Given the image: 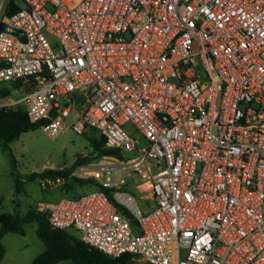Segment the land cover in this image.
Instances as JSON below:
<instances>
[{
	"label": "built area",
	"instance_id": "1",
	"mask_svg": "<svg viewBox=\"0 0 264 264\" xmlns=\"http://www.w3.org/2000/svg\"><path fill=\"white\" fill-rule=\"evenodd\" d=\"M0 80L49 136L75 111L122 154L71 172L100 188L38 203L53 227L152 264H264V0H0Z\"/></svg>",
	"mask_w": 264,
	"mask_h": 264
},
{
	"label": "rangeland",
	"instance_id": "2",
	"mask_svg": "<svg viewBox=\"0 0 264 264\" xmlns=\"http://www.w3.org/2000/svg\"><path fill=\"white\" fill-rule=\"evenodd\" d=\"M52 42L57 39L49 36ZM0 104L22 97L27 88L23 85L15 86L7 80H0ZM76 106L85 110L89 94L85 90L77 89L74 92ZM75 120V111L67 118L68 126L56 136H49L42 126L24 131L20 136L9 143L6 148L0 141V212L9 211L24 214L30 208L37 207L41 201L57 202L64 197H77L95 188L93 183L73 184V175L63 176L64 181L53 187H43L41 172L45 169H66L72 167L78 157L86 156L85 162H98L110 157H98L90 142V135H100L93 128L85 133L76 132L72 128ZM139 147L147 144V139L142 133H137ZM13 153V154H12ZM127 155L131 156V153ZM32 174H35L31 177ZM19 179V182L17 180ZM136 196L142 209L155 203L151 199L149 190L138 191L130 185L129 188H120ZM113 188L109 193L113 195ZM145 195L148 198H144ZM37 221L26 223V233H9L3 237L7 252L2 264H31L32 260L46 247L45 242L37 233ZM1 227V222H0ZM72 233L78 232L71 229ZM131 264H152L143 256L133 254ZM61 264H70L63 262Z\"/></svg>",
	"mask_w": 264,
	"mask_h": 264
},
{
	"label": "trees",
	"instance_id": "3",
	"mask_svg": "<svg viewBox=\"0 0 264 264\" xmlns=\"http://www.w3.org/2000/svg\"><path fill=\"white\" fill-rule=\"evenodd\" d=\"M18 8L19 5L14 4L12 11ZM14 85L20 86L21 84L14 83ZM6 91L4 89L0 92L5 94ZM41 125L42 121H31L27 112L21 107L0 106V141L3 142L6 148H9V143L17 139L22 132ZM89 139L98 157H122V154L116 148L105 146L103 136L92 134ZM87 159L86 156L78 157L72 167L66 169L48 168L42 171L41 175L68 176L77 165L87 161ZM34 175L32 174L31 177ZM17 182H19V179ZM72 182L80 185L93 183L95 185L94 189L101 187L99 182L92 177L73 176ZM104 189L109 193L111 192V188L104 187ZM31 221L38 222L37 233L46 244L45 249L32 260L31 264H61L63 262H70V264H131L130 260L133 254L124 253L113 256L92 247L86 244L78 234L67 229L53 227L49 221L47 211L39 210L37 207L28 209L24 214L9 211L0 212V264H2L7 251L3 242L4 235L7 232L25 234V225Z\"/></svg>",
	"mask_w": 264,
	"mask_h": 264
},
{
	"label": "crops",
	"instance_id": "4",
	"mask_svg": "<svg viewBox=\"0 0 264 264\" xmlns=\"http://www.w3.org/2000/svg\"><path fill=\"white\" fill-rule=\"evenodd\" d=\"M4 103H7V102H4ZM1 104H3V103H1ZM9 233H12V234H16L17 232H7L4 236H6L7 234H9ZM22 235H24V234H22ZM4 242V241H3ZM7 252V251H6ZM6 255V254H5Z\"/></svg>",
	"mask_w": 264,
	"mask_h": 264
}]
</instances>
